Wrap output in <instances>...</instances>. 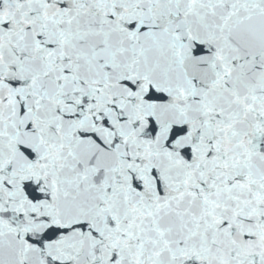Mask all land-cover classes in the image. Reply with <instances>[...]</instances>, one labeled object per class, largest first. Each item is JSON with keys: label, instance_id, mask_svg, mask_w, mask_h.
<instances>
[{"label": "snow or ice", "instance_id": "6c2138e0", "mask_svg": "<svg viewBox=\"0 0 264 264\" xmlns=\"http://www.w3.org/2000/svg\"><path fill=\"white\" fill-rule=\"evenodd\" d=\"M0 264H264V0H0Z\"/></svg>", "mask_w": 264, "mask_h": 264}]
</instances>
